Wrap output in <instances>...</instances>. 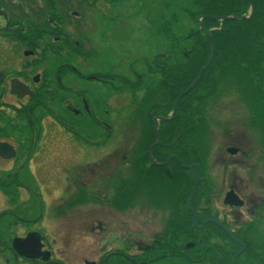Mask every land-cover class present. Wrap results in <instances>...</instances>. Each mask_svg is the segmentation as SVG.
I'll return each mask as SVG.
<instances>
[{
  "label": "rangeland",
  "instance_id": "rangeland-1",
  "mask_svg": "<svg viewBox=\"0 0 264 264\" xmlns=\"http://www.w3.org/2000/svg\"><path fill=\"white\" fill-rule=\"evenodd\" d=\"M29 1L35 2L36 7L47 10V17L51 10L54 11L55 0L54 2L52 0ZM81 2L84 6L77 9L78 12H82L81 17L77 20L72 18L67 23L66 30L69 31L72 24L76 25L81 31L77 32L78 35H82L84 41L86 40L85 35L90 39V42L86 41L97 56L87 62H84L83 59H86L84 57L78 58L77 64L92 67L103 66L107 69L109 64L115 63L120 65L117 71L130 76L127 73L129 64L134 60H140L137 68L142 74L143 84L136 91L140 99L131 100L129 88L122 89L125 87L124 84L118 86L125 97L114 101V104L109 99L110 95L107 102L102 103V106L100 104L98 112L102 123L100 129H97L98 127L81 112L79 115H74L63 109L61 121L66 129L60 128L59 132H56L54 127H50V131L46 132L47 140L44 142L43 156L38 164L40 167L39 181L34 180L32 171L28 168H24L19 174L21 182L0 179L12 185L9 189L5 188L8 194L4 191L0 192V213L11 211L15 214L14 216L18 215L17 219H20L19 223H15V217L7 218L13 221L4 222L2 225L1 231L4 236L11 240L23 241L29 233L41 234L46 240V248L56 252L57 259L65 264H84V261L98 262L101 258L100 254L107 250L124 248L127 251L130 249V253H133L138 252L144 246L151 245L157 235L164 231L167 222L176 216L177 212L179 213L178 209L185 213L183 200L179 199V193L187 191L190 184L194 187L196 181L194 176H187V174H193V170L183 176L181 170L178 169L176 175L174 174L168 182V189H157L150 185L157 180H162L161 176H141V183L134 185L136 178L134 174H131L132 164L137 161L136 155L140 150V139L146 135L148 130L147 116L149 114L144 111L149 110L153 104L160 108L159 111H165L164 106L168 103V92L163 87L162 81L155 76L146 75L143 59H149L152 62L160 52L164 53L168 49V38L161 31L164 24L171 17V11L192 7L193 0H81ZM168 3L172 8L169 12ZM23 7L26 9L25 4ZM56 13H59L57 6ZM178 13L180 23L177 26V35L184 36L193 25L186 17H182L180 11ZM49 19H53L52 16H49ZM0 23H2L1 19ZM44 36L42 47L47 48V44L55 46L56 42L53 38ZM4 42H0L2 48L16 49L17 47L20 49L25 46L18 45L15 40H11V44L8 41ZM66 60L69 63L68 57ZM67 82H70L69 78ZM149 90L153 91L152 95L148 94ZM237 91L239 92L232 81L222 83L217 94L201 105V111L204 112L197 116L196 124L200 126L203 122L201 119L204 113L207 115V120L209 118V122L211 121L210 124L214 122L215 127L213 128L216 131L213 130V132L217 134L213 138L215 145H219L218 136L222 137L225 134L228 138V134L243 132L245 125L255 130L250 133L253 141L257 138L260 142L264 134L260 121H255L251 128L250 124H247L248 119L253 121L250 118L257 116L249 104L244 102L243 98L246 95L239 94ZM146 95L151 97L146 98L147 103H144ZM150 100L151 103L148 104ZM54 107L56 105L48 107L52 114L55 111ZM47 113L48 111H45L44 117ZM160 116L165 117L161 114L157 115V117ZM226 119L234 120L233 124L225 126L223 120ZM218 122L219 126H216ZM69 129L75 137L68 135L70 134ZM205 135L206 133L202 135L205 141L203 150H205L204 155H208L215 148L212 140L206 142ZM211 135L213 134L210 133V137ZM114 157L117 161L122 160L123 165L131 170L123 171L122 162L116 165ZM107 160L110 162L108 161L106 166L100 168L101 163ZM113 166H117L116 169ZM109 167L111 169H108ZM90 170L94 172L93 177L87 176ZM164 175L168 177V172ZM124 176L125 180H123ZM184 177L191 178V180L186 184L183 181ZM67 178H71V182L84 179L81 183L84 187V183L92 181V188L88 187L89 194H92L94 189L103 192L94 194V198L98 199L103 206L80 204L83 200L79 194L74 200L69 198V195L65 196L62 190L67 188ZM143 180H147L144 183L146 186L142 184ZM19 186L35 196L42 194L43 200L41 197L39 201L31 198L27 203L28 193L20 191L21 189L17 188ZM154 187L155 190H153ZM70 192L73 193V191ZM119 194L127 197V203L126 199L124 203V200L115 198L116 204H112L110 199ZM78 202L80 205L73 208V204ZM120 206H123V209H120ZM22 221L32 225L23 224ZM98 222L102 223L103 230L95 227ZM211 239L213 242H219L221 246L230 245L220 235L218 237L214 235ZM130 240H133V243L128 246ZM7 245L9 246L8 243ZM46 248H41L39 252L41 254L47 252ZM102 248L105 249L102 250ZM62 261L61 264H63ZM0 264H12L7 261L1 250ZM154 264H178V261L173 259ZM238 264H245L244 259L238 261Z\"/></svg>",
  "mask_w": 264,
  "mask_h": 264
},
{
  "label": "flooded vegetation",
  "instance_id": "flooded-vegetation-1",
  "mask_svg": "<svg viewBox=\"0 0 264 264\" xmlns=\"http://www.w3.org/2000/svg\"><path fill=\"white\" fill-rule=\"evenodd\" d=\"M56 6H59V0L55 1L53 8ZM83 6L84 4L80 9ZM10 9L9 5L0 0V42L8 41L11 44V40H15L18 45L25 46L11 49L2 48L0 44V173L7 175L13 169L28 168L32 171L34 180L38 182V164L43 156L46 132L50 131V127H54L56 132L65 128L60 122L63 119L62 110L65 109L74 115L81 112L100 129V104L102 106V103L107 102L110 95L109 99L114 104V101L125 97L118 86L126 84L131 91V100L140 99L139 94H136L142 85V74L137 68L140 60L129 64L127 73L131 77L117 71L120 65L115 63L109 64L107 69L103 66L78 65V58L84 57V62H87L93 60L92 54L94 59L97 56L87 43L90 39L85 35L87 41H84L83 36L78 35L77 32L81 31L76 25L72 24L70 30H66V25L72 18L77 20L81 17V11L73 10L68 17L65 12L60 11L62 13L58 14V18L49 19L50 23L46 24L43 18H27L20 16L19 12L14 16ZM24 10L27 13V10ZM44 35L53 38L57 43L61 42V38L67 42L64 41L63 48L60 49L54 48L52 44H47V48L42 47ZM66 57L69 58V63L66 62ZM144 69L146 75H156L155 65L145 64ZM68 78L70 82H67ZM51 105H56L53 114L48 108ZM45 111H48L46 117ZM248 120L247 124L249 123L251 128V121ZM233 121L223 120L225 126H230ZM211 126L208 130L213 134L211 139L215 149L208 155L202 153L199 161H196L202 168L197 218L200 225L208 220L220 222L241 241L245 246V264H264V134L260 139L261 143L257 138L253 141L250 133L255 130L245 125L243 132L228 134V138L225 134L218 136L219 145H215L213 138L217 134L213 132L214 122ZM216 126H219V122ZM68 131L70 137H75L70 129ZM231 149L236 150L235 155L229 152ZM174 164L172 162L168 166V182L174 174L176 175ZM196 171L197 178L199 170ZM89 172L87 176L93 177L94 172ZM187 172L188 170L183 171L182 175L185 176ZM70 179L67 178V188L62 190L65 196L71 195ZM96 180L97 178L94 182ZM189 180L191 178H185L183 181L187 184ZM87 183L88 187L92 188L93 182ZM230 193L238 197L241 206L230 207L224 204L226 196ZM95 227L103 230L101 222ZM206 227L218 228L213 224L204 228ZM34 236L39 237L37 233H29L24 239ZM231 242V247L237 245L239 250L241 249L237 243ZM132 243L133 240H130L127 244L131 246ZM213 245L220 248L219 242H213ZM16 253L38 264H60L51 262L49 258L52 257L45 252L41 254L38 251L37 255H26L16 249ZM107 253L108 250L102 252L100 257L107 256ZM112 253L121 255L118 250ZM84 264L100 263L84 261Z\"/></svg>",
  "mask_w": 264,
  "mask_h": 264
},
{
  "label": "trees",
  "instance_id": "trees-1",
  "mask_svg": "<svg viewBox=\"0 0 264 264\" xmlns=\"http://www.w3.org/2000/svg\"><path fill=\"white\" fill-rule=\"evenodd\" d=\"M1 1L9 5L16 13L19 12L20 16L43 18L46 24H49V16L58 18L56 9H54L55 12L51 10L47 17V10L36 7L35 2L29 0ZM18 2L20 3L17 4ZM23 2H25L28 14L23 8ZM253 2L255 5L253 18L239 21H223L222 19L249 16L251 11L249 0H193L192 7H183L174 12L171 11L172 8L168 3V12L171 11L172 14L161 30L168 38V51L163 54L156 65L153 63L156 67L155 73L161 75L163 87L168 92V103L164 106L165 111H159L160 108L156 104H151L152 107L144 111L149 114L148 130L146 135L140 139L137 161L131 167L133 168L131 174H134L136 178L134 185L141 183V176L159 175L162 180H157L150 187L168 189V177L164 175L168 172V167H155L150 164L148 158L149 148L157 141L152 120L158 114L165 117L171 116L177 98L193 86L210 60L212 43L209 36L199 29V18H202L203 29L211 32L216 42V57L211 67L203 74L200 83L181 99L175 118L172 121L160 123L158 137L161 145L155 147L152 152L155 162L165 163L171 155H177L187 165L199 161V157L204 152L203 143L205 142L200 135L205 133H197V130L201 128V125L196 124L197 116L204 112L201 111L202 103L214 97L220 85L228 81L233 82L239 90L237 93L246 95L243 96L244 102L255 111L257 116L254 118L255 121H260V127L264 128V0H253ZM82 4L81 0H59L61 11L65 12L67 17L70 16L69 12L80 9ZM179 11L182 17H186L193 25L184 36L177 35V26L180 23ZM64 41L67 42L63 40L60 45H63ZM58 47L59 45L56 44L55 48ZM150 103L151 100L148 104ZM174 165L177 170L183 171L178 164ZM122 168L123 171L129 169L124 165ZM17 179L13 181H18ZM125 179L124 176L123 180ZM146 181H142L144 186H146L144 184ZM9 186L7 183L0 182V189L6 194L8 193L5 188ZM193 189L194 187L190 184L187 191L179 193V199L183 200L185 213L178 209L179 213L177 212L176 216L167 222L164 231L158 234L154 243L150 245L151 248H141L137 254L119 250L121 255L110 253L100 264H154L173 259H176L178 264H232L236 253L232 247L224 245L216 248L212 245L211 238L216 234L228 240L223 232L216 228L198 230L194 227L193 215L188 209V200ZM78 192L83 200L80 204L87 203V191L80 187ZM115 198L124 200V203L126 199L127 203V197L124 194L110 199L112 204H116ZM198 198L199 195L193 201L194 210H197ZM80 204L79 202L73 204V208ZM120 209H123V206H120ZM1 223L3 222L0 221ZM2 236L0 232V244L2 245L0 250L2 253L11 252L12 264H38L28 257L17 258L14 248H11L13 245L8 246Z\"/></svg>",
  "mask_w": 264,
  "mask_h": 264
},
{
  "label": "water",
  "instance_id": "water-1",
  "mask_svg": "<svg viewBox=\"0 0 264 264\" xmlns=\"http://www.w3.org/2000/svg\"><path fill=\"white\" fill-rule=\"evenodd\" d=\"M250 3H251V15L249 17H224L223 20L224 21H227V20H232V21H239V20H250L253 16H254V11H255V7H254V3L252 0H249ZM199 28L204 31V29H202V23H201V19H199ZM211 39V42H212V55H211V58L208 62V64L202 69V71L200 72L196 82L193 84V86L188 90V92L192 91L198 84L199 82L201 81V78L204 74V72L210 68V66L212 65V63L214 62V59H215V56H216V42L215 40L211 37V33L208 32V31H204ZM188 92H186L184 95H186ZM183 95V96H184ZM183 96H179L176 103H175V106H174V110H173V115L172 117L175 116L176 112H177V107H178V104L180 102V100L182 99ZM164 120L162 117H159V120ZM172 118H169L168 120H171ZM166 120V119H165ZM155 134H157V131L155 130ZM160 145V140L158 139L157 143L155 145H153L150 149H149V152H148V156H149V160L152 164L156 165V166H160V167H165L167 166L172 160H178V158L176 156H172L171 158H169V160L164 163V164H156L153 160V157H152V150L154 149L155 146H158ZM229 152L233 155L236 154V150H229ZM181 166L183 168H189V169H194V168H198L199 169V176H198V179H197V182H196V186H195V189H194V192L193 194L191 195L190 197V200H189V208L190 210L192 211L193 213V210H192V201H193V198L194 196L196 195L198 189H199V185H200V180H201V176H202V170H201V166L198 165V164H195L193 166H190V167H187V166H184L181 164ZM238 198L236 196H234L233 194H228L227 197H226V200H225V204L226 205H230V206H240L242 204H239L238 203ZM194 214V213H193ZM213 223L217 226H219L222 230H224L226 232V234H228V236L230 238L233 239V236L231 235V233L223 226L221 225L220 223L218 222H215V221H208V222H205L202 226H200L199 228H203L206 224L208 223ZM194 224H196V217L194 215ZM236 241V239H235ZM240 244V246L242 247V249L240 250V252H238L234 258H233V261H232V264H236V260L237 258L244 252V245L239 242V241H236ZM17 248L19 250H21L24 254L26 255H37L38 254V249L40 247V242H39V239L36 238V237H31V238H28L26 240H24L23 242H19L17 243Z\"/></svg>",
  "mask_w": 264,
  "mask_h": 264
}]
</instances>
